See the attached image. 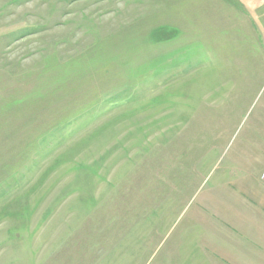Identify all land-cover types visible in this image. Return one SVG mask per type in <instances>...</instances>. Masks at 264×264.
Masks as SVG:
<instances>
[{
    "label": "rangeland",
    "instance_id": "374dc122",
    "mask_svg": "<svg viewBox=\"0 0 264 264\" xmlns=\"http://www.w3.org/2000/svg\"><path fill=\"white\" fill-rule=\"evenodd\" d=\"M258 173L264 0H0V264L224 258Z\"/></svg>",
    "mask_w": 264,
    "mask_h": 264
},
{
    "label": "crops",
    "instance_id": "0c3cea01",
    "mask_svg": "<svg viewBox=\"0 0 264 264\" xmlns=\"http://www.w3.org/2000/svg\"><path fill=\"white\" fill-rule=\"evenodd\" d=\"M225 189L211 187L208 196L216 202L208 200L213 206L209 209L212 219L205 224L210 240L218 241L220 232L230 240L223 246L224 258L214 247H199L195 253L199 256L197 261L201 264L204 254L210 256L206 264H225L223 259L228 260L227 264H264V183L259 173L255 177L247 174L238 187Z\"/></svg>",
    "mask_w": 264,
    "mask_h": 264
}]
</instances>
